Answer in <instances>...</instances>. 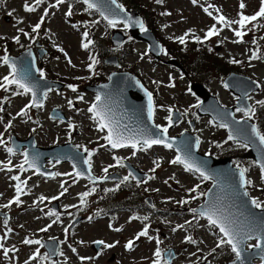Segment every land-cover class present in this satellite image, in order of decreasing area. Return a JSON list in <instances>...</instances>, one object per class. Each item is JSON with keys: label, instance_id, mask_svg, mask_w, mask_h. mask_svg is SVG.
<instances>
[{"label": "rangeland", "instance_id": "1", "mask_svg": "<svg viewBox=\"0 0 264 264\" xmlns=\"http://www.w3.org/2000/svg\"><path fill=\"white\" fill-rule=\"evenodd\" d=\"M33 1L27 0L29 3H33ZM135 1H137L138 5H144L142 11L146 15L157 17L155 21L156 27H166L164 31H159L163 38H174L183 35L187 31H191L199 38L204 37V31L216 24V21L204 11L206 7L209 8L213 15H217L216 9H219V15H223L230 20L238 19V12L240 11L238 7L240 0H198L195 5L192 0H163V3L160 4L156 3V0ZM154 1L156 3L155 7H153ZM25 2L26 0H0V37H3V39H0V46L7 45L9 55H16L30 44L40 42L43 48L48 51L42 57V65L46 76L48 78L55 76L72 84L78 82L76 84H79V89H82L81 84H84L90 78L88 74L86 75L87 70L85 67L88 62L87 53L82 51L81 47L82 33L88 29L90 37L94 39L95 46L93 50L97 52L98 58V51L101 56L115 55L119 58L122 69L138 74L147 85L150 84L151 79L161 83V86H158V94L156 96V100L162 108V111L158 113L160 120L157 125L162 126L165 123L163 109L166 107L177 106L181 110L182 106H188L194 102L195 98L187 92V81L178 79L179 74L174 70H170L169 66L162 65L159 62V66H157L154 62L148 61V58L143 54L144 44L128 40L121 48L112 50L107 37L108 34L110 35L112 28H110L109 32L104 30L97 20V15L90 12V10H86L87 8L84 5L66 0L64 4L58 7H49V14L45 17V22L41 25L37 34L32 32V26L36 23L39 14L44 13L46 4L39 5L35 12L27 13L23 9ZM49 2L52 5L56 0H47V4ZM243 2L246 4V8L243 11L247 14L257 12L260 7V0H243ZM209 5L212 7H209ZM66 7L68 9L71 7L73 13L71 20L75 22L73 25L76 27L70 26L66 22V15L64 14ZM9 13H12V15L10 16ZM162 13H170V15H163ZM5 17L9 18L8 23L4 21ZM258 21H261V23L256 28H251L249 36H244L245 41L242 43H234L233 41L237 37L234 36L232 30L225 28L217 36L207 40L202 39L204 40L203 43L188 41L182 48L172 42H168L171 44L169 48L171 52L180 51L178 58L190 74L187 79L192 82L202 83L222 105L226 106L233 102V97L222 84L224 76L231 70L243 72L242 75L258 82L262 86V93L256 95L254 100L256 102L264 100V18H260ZM216 26L217 28L220 27L219 24H216ZM237 27L238 25L236 24L232 25V28ZM19 29L28 32L31 39L20 33ZM17 35L20 36V44L12 41L13 37ZM107 48L109 50L106 52ZM58 49H63V52ZM253 52L256 53L258 58L251 59ZM69 58L71 65L68 63ZM232 60L237 61V63H231L230 61ZM231 66L234 67L230 68ZM101 68L102 72L99 80L103 79L109 70H115L113 67L104 65ZM6 71L5 66L0 64V80L6 76ZM168 72H174L172 76L176 81L175 87L169 86L167 82V78L172 80ZM150 87L155 88L156 85H150ZM9 89V93H5V90H0V101L7 99L6 104L4 103L5 107L3 104L4 111L0 112V118H2L0 120V133L4 132L3 126L5 123L7 122L8 124L11 121L12 127L9 128L10 131L20 135H27V133L34 132L32 130L35 129L34 133L39 137V142L44 146H49L52 145L55 138H58L57 141L59 142L65 137L69 138L65 128L71 124L73 125V131H71L73 140L82 148L87 146L101 147L103 134L96 129L97 123L87 113L86 102L91 97L88 98L86 93H83L82 100L77 101L75 99L76 92H70L67 89L57 94L53 92L46 99L45 106L29 110L31 119H21L17 113L27 105L28 97L27 95H13L12 93L16 90L14 85ZM68 100L73 101L72 107H69ZM53 107L61 109L68 118L67 123H55L49 119L48 113ZM194 115V110L191 109L188 118L183 123L185 129H189L188 120L196 119ZM256 118L257 121L262 123L264 131V117L256 116ZM183 127L171 130L170 134L179 135ZM196 131L199 133H195L201 136L203 140L200 148L201 153L209 151L212 154H216L219 158L236 155L240 160L242 159L244 148L235 143H230V141L225 144L224 141L227 140L224 137L225 132L223 133L209 125L206 118H202V120L197 122ZM7 134H9L8 131L6 132ZM216 144H222L223 146L216 147ZM131 152L130 150L121 154L132 159L133 165L140 171L145 172L148 176L154 175L155 179L147 180L146 183H136L133 180H127V188L131 191L136 190L137 199H128L130 196L128 194L129 190L122 194H110L108 198L119 204L120 207H131L136 201L140 203L143 198H150L154 213L141 214L143 218L147 217V220H138V222L124 226L125 218L129 215L124 213V210H120L118 218L112 221L100 218L89 220L90 216L87 213L77 212L75 214H66L61 222L58 221L53 225V220H48L51 217L47 215L45 217L44 214L43 217L38 218L37 215L46 208V204L49 202L47 200L60 195L61 186H58L57 180L45 183L35 179L29 185L30 189L32 187V191L29 190L25 196L23 194L20 196V205L12 204L9 207L13 216L12 228L11 225L8 228L0 226V237H3L4 232L11 228L14 233H10L9 236L13 240L10 242H3L2 240L0 242L3 243L5 248L12 244L8 249H14L15 246H19L16 249L17 252L20 251L21 253L15 255V259L18 262L20 260L24 261L25 258H30L37 248L36 245L34 247L24 246L23 240L25 238L35 240L44 237V240H49V236L55 237L59 249L61 248L63 253L62 258H60L61 264H151L155 259L154 252L157 248V239L160 241L159 248L162 247L163 250L167 248L174 249L176 258L173 264H193L196 262L209 264V261H206L203 257H207L211 262L210 264H227L233 260L235 258L234 255L223 250L224 248H216L218 238L210 231L209 228L211 227L199 217L193 219L189 232L181 229L173 231L175 226H179L184 222L187 225V221H191L194 217L191 210L202 200V196H198V193H203L209 187V183H204L196 192L190 193L189 189L197 184L201 185L200 179H195L191 174L184 172L182 166L171 164L170 161L175 158V154L171 150L153 148L147 152L138 151L135 157ZM5 158V154L0 151V202L4 205L8 204L15 195L12 191V184L7 183L6 179H4L6 174L2 171V167L7 165L10 160L13 163H18L22 157L19 155L7 157V161ZM154 160H159L160 167L156 168L153 173L150 169L155 167ZM108 162L107 158L97 153L93 164L96 170H100ZM68 170L69 167L66 165H61L59 168L60 173L63 175ZM119 171L121 173L124 172L122 168H119ZM248 176L253 179L254 184L251 188L252 192H248L249 196L254 198L257 195L260 201L264 203V185L260 180L259 173L256 170H252L248 173ZM169 177H175V179H169ZM165 180H168V184L164 183ZM71 188L74 191L70 190L61 199L59 196L60 200L58 203L64 209H75L80 203L78 195L83 190L82 183L72 181ZM6 189H8V192H5ZM40 196H44L47 199L39 202ZM89 196L86 199H91V195ZM193 197L198 198L194 199ZM181 200H188L189 203L183 205L177 203ZM77 216H86L88 222L77 224L66 235V222H72ZM49 224L52 226L48 228V231H40V229L47 227ZM110 224L112 228L109 227ZM145 225H149V235L153 239L149 241L147 238L142 237L136 241L133 250H126L124 247L126 239L134 238ZM117 227L121 228L122 231L116 232L113 230ZM214 233L216 234L215 231ZM189 235L197 243H185V237ZM96 240H103L109 244L116 241H119V243L116 247L110 249H102L100 247L98 255L92 248L93 241ZM70 244L76 247L75 255L70 251ZM2 250L0 249V253ZM210 252H212L211 255H209ZM81 257H91L92 259L81 261ZM11 258L12 254H9L8 258H5L3 253L0 254V264H3L2 262L4 264L10 263L12 261Z\"/></svg>", "mask_w": 264, "mask_h": 264}, {"label": "snow or ice", "instance_id": "2", "mask_svg": "<svg viewBox=\"0 0 264 264\" xmlns=\"http://www.w3.org/2000/svg\"><path fill=\"white\" fill-rule=\"evenodd\" d=\"M82 2L87 5V9L86 10H91V9H95L96 11L99 12L100 16L107 21V25L109 27H116L118 23H123V21L119 20L118 18H116V14L112 13L111 16L109 15H105V12L99 7V3L100 0H82ZM198 0H192V3L195 5L197 4ZM44 3V0H34V3H29L26 2L23 5V9L25 12L27 13H32L35 12L37 10V7L41 4ZM65 0H56L55 4L49 5V7H58L61 4H64ZM110 3L113 5H116V8L120 10V12H124V9L122 8V6H120L119 4L116 3V0H110ZM156 3L160 4L163 3V0H156ZM209 7H212L211 5H209ZM246 8V4L243 2V0H240L239 3V9L240 11L238 12V19L236 20H230L228 18H226L223 15H219V9H216L217 15H213L212 12L209 11V8H204V11L210 16L212 17V19L214 21H216V24H219L220 27L217 28L216 24H213L209 30L205 33L204 36V40H207L213 36H217L220 34V32H222L225 28H228L230 30L233 31V34L235 37H237L236 40H234V43H241L243 42V37L247 34V30H248V25L253 24V22L257 21L260 18H264V0H260V7L258 9L257 12H255L253 15L249 16L244 14V9ZM48 11L47 9H45L43 15L40 17L39 21L32 26V32L33 33H39V30L41 28V25L45 22V17L48 16ZM72 10L71 7H69V10L67 11V13L65 14L66 16H71ZM163 15H170V13H162ZM9 15L11 16L12 13H9ZM126 15V13H125ZM136 23L139 24L140 26V30L142 32H147V29L144 27V22L141 21H136ZM236 24L238 25L237 28H232V25ZM125 28H127L129 25L127 23H125ZM73 27H76L75 25H73ZM19 32L22 33L25 37H30V34L28 32H25L23 29H19ZM83 39H82V43H81V47L85 50H87L90 45L93 43L91 40L88 39V32L85 31L83 34ZM188 35H193L194 33H186L185 36H181L178 38L179 43L184 44L186 43V39L185 37ZM0 39H3V37H0ZM14 42L17 44H20V36L17 35L15 37H13ZM204 40H201L199 37H195V41L197 43H203ZM59 51L63 52V49H58ZM161 51H163V49H161ZM166 54V53H165ZM29 55H31V53H29ZM65 56L67 58V54L65 53ZM258 58L256 56V53L253 52L251 59H256ZM89 60L91 61L88 65V71L95 74L94 72V68L95 65L98 63V61L93 57L90 56ZM0 62L3 63V65H6L9 68V75H6L3 77L2 80H0V89H3L5 91H8L10 86H15V91L12 93L13 95H28L29 93H31V100L30 102L24 106V108H22L20 110V112L17 113L18 116L20 117H28L29 119H31V117L29 116V109L31 108H42L43 107V99L47 98V92H44L42 97L38 98L37 96V92L35 90V85L30 84L29 83V75H30V70H21L20 68L17 67V63L15 60L11 59L8 55H7V49L5 48V54L3 56H0ZM231 63H237V61L232 60L230 61ZM68 63L71 65V60L70 58L68 59ZM74 66V65H73ZM39 74L40 79H44L45 78V73L44 71L37 69L36 70ZM137 84H139V81L136 82ZM155 83V82H154ZM169 86H174V85H169ZM68 87L71 89L72 92H77V87L74 85H68ZM256 87L259 88L260 85L257 83ZM51 90V89H49ZM189 91H191V89H189ZM146 95L148 97V119L152 120L154 117V113H155V106H154V102H153V96L151 92H146ZM250 98V97H249ZM78 99L82 100L83 96H79ZM96 102L93 103L89 108H88V112L92 114V119L97 123L98 127L97 130L104 132L105 130H107V134L105 136L102 137L103 140L107 141V145H110L111 148H131L133 149V155H135L136 151H146L147 149L152 148L154 145H162L164 148L167 149H171L173 147V144L175 143L174 139L169 138L168 136V131H169V127L172 126L173 124V117H172V112L173 109L171 107L167 108L166 111L169 113L168 117L166 118L168 121V125L167 126H161V125H153V127L155 129H157V132L151 133L149 134L146 130L144 129H140V130H136L135 133L133 134H128V132L126 131L125 128H122L118 121H116L115 119H113L112 115H110V110H109V106L108 104L102 99L101 95L97 94L96 98H95ZM7 102V99L5 98V100L0 101V112L4 111L3 108V104ZM68 105L69 107H72L73 105V101L72 100H68ZM256 103H258L260 106L264 107V101H257ZM196 107H199V105H196ZM239 110V109H238ZM244 115L248 120H251L254 116H255V109L253 107H248L245 111H244ZM0 120H2V118H0ZM219 127H223V128H227L229 127V125L227 123H221L218 125ZM12 127L11 121H9V123L5 126V131H7L9 128ZM73 127L70 124V128ZM32 131H35V129H33ZM251 133L255 136V138L258 139L259 144L261 146H264V135H262L260 133V131L256 128L255 125H251ZM183 135V134H182ZM247 134L243 132V130H236L235 133L233 131H229L227 140L224 141V143L226 144L228 141H234L237 140L238 137L241 138V141L239 146L240 147H247L248 144L247 142H243L244 139H246ZM6 141H4L3 139V134L0 133V146H5L6 145ZM201 143L199 137L196 138L195 144L198 147L199 144ZM216 147H222V144H216ZM79 147V146H78ZM101 147H105V145H101ZM191 143L189 142H185L184 144V148L182 149L183 151V155L181 154H177L175 156L174 159H172L170 161L171 164L173 165H182L184 170L186 172H192V173H199V177L202 178L203 180H209L211 178H213L210 174H208L203 167H201L200 165L196 164L192 157H191ZM85 152H89L88 149H84ZM181 151V150H178ZM6 152L11 156V155H15V150L13 147H6ZM92 155V152H89V156ZM24 156V161L22 164L18 165L19 169L21 170V172L23 171H27L29 168L30 169H34L37 173H39L40 175H44L43 172H40L39 166H38V161L40 159L39 154H33V155H29L28 152H24L23 153ZM68 158V157H65ZM75 158V157H72ZM155 167H153L152 169H150L151 172H155L156 168L160 167V163L159 160H154L153 161ZM10 164V161H9ZM84 164L89 166V179L92 180L93 183L96 182L95 178L90 176V168H91V164H90V160H84ZM25 165H27V168H25ZM123 166V165H121ZM4 167H7V165H4ZM76 165H73V168H75ZM237 169H238V175H239V181H240V187L241 188H245L246 186H249L252 184V181L246 179V172L248 171L246 168L240 167L239 164L236 165ZM12 169L10 167H8V171H11ZM259 170H260V180L262 183H264V162L259 164ZM105 173H107L108 169L105 168L103 170ZM55 176H59L61 175L60 173H55ZM65 175H72V174H65ZM76 177H79L82 175V173L80 172H76L74 174ZM129 176L132 177V179H136L135 176L132 175V173H129ZM107 177H105L106 179ZM12 180L14 181H18V183L15 185V197L13 200L9 201L8 204L5 205H0V207H4V208H8L10 207L12 204H16L17 206L20 205L21 200H20V196L24 193V190L22 188V184L23 185H27V180L21 181L20 180V176L19 175H14L11 177ZM129 179L128 176L124 177V180L127 181ZM151 179H155V176H148L146 177L145 181L143 182H147V180H151ZM169 179H175V177H169ZM138 183H140V181H137ZM67 183V181L63 182L61 184V189L62 191L60 192V196L64 195V193L67 191V188L64 187V184ZM165 184H168V180L164 181ZM178 183V181H177ZM199 188V185H197L194 188L189 189L188 191L190 193L196 192L197 189ZM95 191V188L91 189V191L89 192H84L82 194H80V202L81 204H84L86 202V198L91 195L92 192ZM111 191V190H109ZM205 195V193H198V196H203ZM244 196H248L249 193L247 191L243 192ZM198 198V197H193ZM47 198L44 196H40L39 197V202H43L45 201ZM51 199L55 200V199H59V196L56 197H52ZM177 203L183 205V204H187L189 203L188 200H181L178 201ZM251 206L255 209H264V203H262L261 201H259L258 199H251L250 201ZM193 213L194 218L195 217H203L206 218L208 221V224L215 229L219 230V233L221 234L217 244H216V248H223L225 245H227L228 247H230L231 253L234 254L235 260H234V264H237V262H239V264H243V258H242V254L245 250V246L248 247H254L255 249H258L259 252L261 254H264V217H261L259 220H256L255 217L253 216L252 218H245L244 220H239L238 218L232 216L230 213H226L224 211V206L222 204V202L220 200H214V201H209L206 205H202L201 208L199 210L197 209H192L191 210ZM48 216L51 217H56V219H54L52 221V223H56L57 220L59 219V215L58 213H56L55 211H49L47 213ZM92 218L89 217V220H91ZM140 219L137 216H132L130 217L129 222L133 221V220H137ZM144 220H147V217L143 218ZM189 225L192 223V221H188L187 222ZM5 224H7V220H5ZM52 225L49 224L47 227L40 229L41 232H46L48 231V228H50ZM110 228H112V225H109ZM185 225H179L177 226V228H174L173 231H176L180 228H184ZM116 232H120L122 231L121 228L117 227L113 229ZM12 230L9 228L7 229V232H5V237L7 236L8 232H11ZM68 233V229H65V234L67 235ZM142 237L147 238L149 241H151L153 239V237H151L149 235V225H145L141 231H139L135 237L133 239H129L127 241V243L124 245L125 249L128 251L133 250L134 245L136 243V241L140 240ZM4 239V237H0V241H2ZM251 239H255L257 242L255 245H247V241L251 240ZM185 243H192L195 244L197 243L192 236H186ZM23 243L25 245H38L39 248H43L45 245L44 243H42L41 240L39 239H28L25 238L23 240ZM83 243V242H81ZM93 243L97 246H101L102 249H110V248H114L116 247V245L119 243V241H116L114 243H106L103 240H96L93 241ZM157 243V248L154 252V257L155 259L153 260V264H162V260H163V264H170V260L172 258V254L171 252H169L168 258L167 260L164 259V254L162 253L161 249L159 248V243L160 241L157 239L156 240ZM71 247V246H70ZM39 248L36 249V251L34 252V254L32 255V257H30L29 261H26L25 264H30L31 260H35L38 257H40V251ZM0 249H3V254L5 256V258H8L9 252L13 251L12 249H8L5 248L3 243L0 242ZM73 252H76L75 248H72ZM213 251H215V249H213ZM57 254L55 250L52 251V253H50L49 255H55ZM60 255H62L63 253H59ZM212 253H209V255H211ZM49 255H46L43 257L44 260H48L49 259ZM99 255V254H98ZM85 259H92L91 257L85 258V257H81V261L85 260ZM203 259H207V257H203ZM261 259L264 260V255H261Z\"/></svg>", "mask_w": 264, "mask_h": 264}, {"label": "water", "instance_id": "3", "mask_svg": "<svg viewBox=\"0 0 264 264\" xmlns=\"http://www.w3.org/2000/svg\"><path fill=\"white\" fill-rule=\"evenodd\" d=\"M100 3H99V7L103 11L105 10L104 11L105 15H107V13L111 15L112 13H115L116 18H118L121 21H125L126 16L124 18V15L122 13H120L115 8H113L112 7L113 4L110 3V0H100ZM131 15L132 17L135 16L134 13H132ZM133 19L131 20V23L129 22L131 29L132 28L134 29V27H136ZM130 33L133 38L148 42L149 45L151 44L150 45L151 48L152 46L156 45L153 38H147L144 35L137 34L134 31H130ZM122 41L123 38H119L117 39V41L113 40V44L115 46H119ZM153 50L154 49H151L152 53L155 56H157V54ZM29 52L30 51L23 52L19 57L14 58L13 60L16 61L17 67L20 68L21 70H30L29 83L36 86L35 90L37 92V96L40 97L45 91L46 92L49 91V89H51L52 87H55L56 89H60L62 85H59L58 83L47 80L45 81L43 79L39 80L35 77V73L32 72V67H31L34 58L31 52H30L31 55H29ZM38 55L39 57H41L42 52L38 51ZM106 63L114 65L116 64V59L108 58ZM109 79L110 81L105 85L87 87L86 90L91 91L96 95L97 94L101 95L102 99L108 104L110 112L113 113L114 111L119 110L123 106L122 104H124L126 100L131 98L130 92H134L133 89H135L136 87V79L127 74H115V73L111 74L109 76ZM223 83L227 87V89H229L234 95L239 97L236 107L242 111H245L248 108L246 102V96L250 93L257 92L259 90V88L256 87V84H254L252 81H250L245 77L237 76L235 74H230L224 80ZM193 89L196 92V94L203 99V102L198 110V114L200 116L210 117L216 124L227 123L229 125V127L226 128L228 134L230 130L233 131L234 133L236 130H243V132L247 134L246 139H244L243 142H247L250 148L246 156L249 158H253L258 166L260 163L264 162V147L259 144L258 139L255 138V136L251 133V124H249L246 121L238 122L234 120L233 108L225 109L220 107L217 100L214 97L210 96L209 93L201 86L194 85ZM120 91L124 92L125 94H120L121 93ZM123 101L124 103H122ZM139 102H142V100L140 99ZM50 116L53 119L65 120L63 114L59 110H53ZM130 122L131 120L129 118L127 119L125 116V122L123 124L127 126L129 125ZM187 136L188 135H184L180 138H174L175 143L173 144V146H176L178 150H181L179 151V154L183 155L184 153L182 149L184 148L185 142L191 143L192 145L191 157L193 161L196 164L203 167V169L213 177L211 178L213 184L211 188L206 192L205 202L202 205H206L209 201H214V200H220L221 202H223L222 204L224 205L228 201L225 198H223V195L232 193L236 197V199L233 201L240 203L242 207V212H244L250 218L254 216L256 220H259L261 217H264V209L258 210L253 208L250 203L251 200L248 199L247 196L243 195L244 189L239 186L240 181H239L238 169L231 166L230 159L228 158L213 159L210 156H203L199 154L197 152L198 147L195 144L196 139L191 136L188 137ZM234 141L242 142L240 137H238L237 140ZM79 170L82 171V168L79 167ZM201 206H199L197 210H199ZM53 250L56 251L57 248L55 247L49 249V253H52L51 251ZM261 255L264 254H261L259 250L255 248H252L251 250L248 251L244 250L242 254L243 264H252L251 261L253 259H258V258L261 259ZM230 264H234V262ZM237 264H239V262H237ZM261 264H264V260H262Z\"/></svg>", "mask_w": 264, "mask_h": 264}, {"label": "flooded vegetation", "instance_id": "4", "mask_svg": "<svg viewBox=\"0 0 264 264\" xmlns=\"http://www.w3.org/2000/svg\"><path fill=\"white\" fill-rule=\"evenodd\" d=\"M14 135H15L16 137L22 139V140L25 139V138L28 136V135H26L25 137H20L19 134H14ZM35 136H36V134H35ZM6 142H7V143H6L7 146H5V151H6V147H9V146H8V144H9V137H7ZM46 147H50V146H46ZM12 172H13V173H12L13 176H14V175H21V179H25V173L21 172V170L19 169V167H16ZM30 174L32 175V179H36V180L42 181V180H41L36 174H33V173H30ZM123 185H126L125 181H121L119 187H122ZM130 195H131V194H130ZM115 205H116V206H119V204H117V203H115ZM120 210H121V209H118V210L116 211L115 215L113 216V219H115V216H116V217L119 216V214H120ZM0 212H1V213H6V214L9 215V213L6 212V211H4V210H1V209H0ZM124 213H128V211L124 210ZM106 218H108V216H106ZM8 219H9V220H8L7 222L10 221V216H9ZM124 222H125L126 225H127V224H132V223L134 222V220L131 221V222H129V221H128V216H127V217L125 218V221H124ZM0 223H4V224H5V219L0 218Z\"/></svg>", "mask_w": 264, "mask_h": 264}, {"label": "bare ground", "instance_id": "5", "mask_svg": "<svg viewBox=\"0 0 264 264\" xmlns=\"http://www.w3.org/2000/svg\"><path fill=\"white\" fill-rule=\"evenodd\" d=\"M120 126L123 128L124 127V124H120Z\"/></svg>", "mask_w": 264, "mask_h": 264}, {"label": "trees", "instance_id": "6", "mask_svg": "<svg viewBox=\"0 0 264 264\" xmlns=\"http://www.w3.org/2000/svg\"><path fill=\"white\" fill-rule=\"evenodd\" d=\"M232 67H234V66H231L230 68H232Z\"/></svg>", "mask_w": 264, "mask_h": 264}]
</instances>
